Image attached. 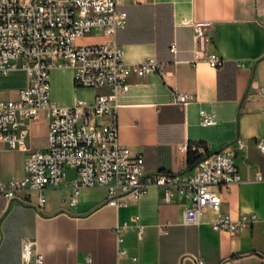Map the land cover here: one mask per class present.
Instances as JSON below:
<instances>
[{"label":"crops","instance_id":"obj_1","mask_svg":"<svg viewBox=\"0 0 264 264\" xmlns=\"http://www.w3.org/2000/svg\"><path fill=\"white\" fill-rule=\"evenodd\" d=\"M125 28L116 35L128 63L155 57L161 72L129 77V90L118 98V141L142 155L148 172H180L189 169L188 147L202 143L211 151L229 150L237 138L245 146L237 153L241 181L213 185L223 202L221 211L233 219L255 212L258 219L234 232L215 230L217 212L206 209L198 224H185L187 195L163 203L152 187L138 201L113 206L103 186L74 189V168L59 186L45 190L46 202L9 199L0 193V264H23L21 244L34 239L43 264H264V0H123ZM189 21H211L203 43L195 42ZM86 43L108 39L99 31L82 39ZM217 52L221 67L204 58ZM27 73L16 69L0 74V91H18L27 84ZM4 83V84H3ZM51 99L61 105L78 100L92 102L98 87H77L71 67L50 72ZM188 93L182 107L173 93ZM9 99V98H7ZM203 114L214 122L204 124ZM31 149H45V119L23 120ZM27 152L0 141V181L25 176ZM73 196L75 201H72ZM131 228L119 240L116 228ZM167 224V232L160 225ZM141 229V232L139 231Z\"/></svg>","mask_w":264,"mask_h":264},{"label":"built area","instance_id":"obj_2","mask_svg":"<svg viewBox=\"0 0 264 264\" xmlns=\"http://www.w3.org/2000/svg\"><path fill=\"white\" fill-rule=\"evenodd\" d=\"M122 4L123 0H0V74L24 69L28 78L18 98L0 99V141L27 152L25 176L0 181V193L13 199L24 192L26 197L19 199L32 203L29 196L35 192V204L40 208L46 202V188L59 186L68 169L74 168V189L106 187L107 203L113 206L138 201L157 187L163 203L176 202L182 195L189 197L183 211L185 224L200 223L202 213L212 208L218 214L212 223L215 230L234 232L251 225L258 219L255 212L233 219L221 211L222 196L212 188L241 181L236 157L245 146L243 139L232 141L229 150L211 151L200 145V159L180 172H148L144 157L133 155L119 143L118 98L129 90V77L161 72L155 57L139 63L125 61L123 47L116 40L117 32L127 23ZM184 22L194 27L195 42L203 43L211 21ZM94 30L108 39L82 42ZM195 58H204L217 68L223 64L215 51L201 55L196 50ZM55 67H71L77 87L107 90L97 93L90 103L58 104L51 99L50 72ZM190 98L188 93L175 92L172 101L183 107ZM40 119L48 124L47 147L31 149L22 123ZM201 120L204 124L214 122L207 114ZM258 145L264 151L262 139ZM256 180L264 181V175L257 173ZM166 226L160 225V231L166 233ZM129 228L128 222L116 228L119 240ZM21 252L23 264H43L34 239L24 238ZM196 260L205 264L200 257Z\"/></svg>","mask_w":264,"mask_h":264},{"label":"trees","instance_id":"obj_3","mask_svg":"<svg viewBox=\"0 0 264 264\" xmlns=\"http://www.w3.org/2000/svg\"><path fill=\"white\" fill-rule=\"evenodd\" d=\"M200 145H204V144L195 143L193 145L190 144L189 147H188V164H189V168H192L197 163V161L200 159V157H201V152L198 150V147ZM204 146L206 147V145H204Z\"/></svg>","mask_w":264,"mask_h":264},{"label":"rangeland","instance_id":"obj_4","mask_svg":"<svg viewBox=\"0 0 264 264\" xmlns=\"http://www.w3.org/2000/svg\"><path fill=\"white\" fill-rule=\"evenodd\" d=\"M86 40H83L82 42L86 43ZM4 84V83H3ZM15 97V92L14 91H5V90H1L0 91V99H7V98H14Z\"/></svg>","mask_w":264,"mask_h":264}]
</instances>
